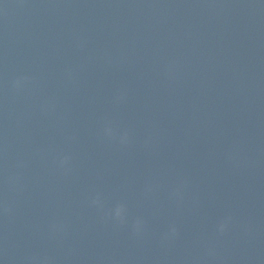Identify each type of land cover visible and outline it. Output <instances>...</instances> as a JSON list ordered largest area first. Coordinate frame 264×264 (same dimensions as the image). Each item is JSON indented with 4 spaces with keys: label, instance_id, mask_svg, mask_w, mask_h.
Returning a JSON list of instances; mask_svg holds the SVG:
<instances>
[{
    "label": "water",
    "instance_id": "95a60500",
    "mask_svg": "<svg viewBox=\"0 0 264 264\" xmlns=\"http://www.w3.org/2000/svg\"><path fill=\"white\" fill-rule=\"evenodd\" d=\"M0 264H264V0H0Z\"/></svg>",
    "mask_w": 264,
    "mask_h": 264
},
{
    "label": "clouds",
    "instance_id": "9594fccd",
    "mask_svg": "<svg viewBox=\"0 0 264 264\" xmlns=\"http://www.w3.org/2000/svg\"><path fill=\"white\" fill-rule=\"evenodd\" d=\"M24 80H26L27 78H23ZM21 84H22V81L20 79H17L16 81L13 82V87L19 89L21 87ZM110 131V130H109ZM67 157L64 158V160L61 161V163H64L67 161ZM94 203H99V198H97L96 201H94ZM7 211V209H6ZM126 209H125V206L124 205H117L116 208L114 209V213H115V216L118 218V219H121L123 220L124 218V213H125ZM140 226V221H137L136 222V227L139 228ZM227 227V222H222L220 225H219V231L221 233L224 232V230L226 229ZM176 232V229L173 227L172 228V233L175 234Z\"/></svg>",
    "mask_w": 264,
    "mask_h": 264
}]
</instances>
